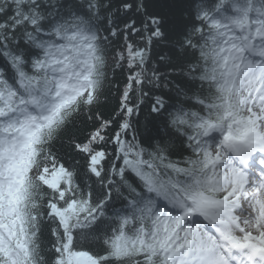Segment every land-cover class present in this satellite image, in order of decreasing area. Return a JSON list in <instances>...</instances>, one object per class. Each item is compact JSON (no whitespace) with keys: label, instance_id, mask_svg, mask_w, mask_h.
<instances>
[{"label":"snow or ice","instance_id":"1","mask_svg":"<svg viewBox=\"0 0 264 264\" xmlns=\"http://www.w3.org/2000/svg\"><path fill=\"white\" fill-rule=\"evenodd\" d=\"M0 264H264V0H0Z\"/></svg>","mask_w":264,"mask_h":264},{"label":"trees","instance_id":"2","mask_svg":"<svg viewBox=\"0 0 264 264\" xmlns=\"http://www.w3.org/2000/svg\"><path fill=\"white\" fill-rule=\"evenodd\" d=\"M123 79H124V74H122L120 72H117L116 81L119 82V81H122ZM114 104H115V102L112 99L111 94H109L108 102H107L106 105L103 106L102 110L105 111L106 113H108L114 107ZM141 119H142V117H141ZM89 130H90V127H85L83 129H80L77 132V135L80 136L81 138H83V136H85L88 133ZM77 159H79V167L77 168V171L80 173V176H78V179H81V177L83 176V164H84V161L81 158H77ZM81 182H83V181L81 180ZM43 239H44L45 244H48L53 239L50 236V233L47 231V229L45 230ZM84 247L86 249H89V250L93 251V252H97V253L103 254L101 246L98 243H94L92 245H87L86 244V245H84Z\"/></svg>","mask_w":264,"mask_h":264}]
</instances>
